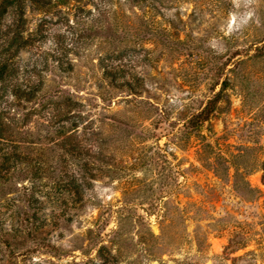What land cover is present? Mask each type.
Listing matches in <instances>:
<instances>
[{"label":"rangeland","instance_id":"obj_1","mask_svg":"<svg viewBox=\"0 0 264 264\" xmlns=\"http://www.w3.org/2000/svg\"><path fill=\"white\" fill-rule=\"evenodd\" d=\"M77 1L27 8L7 116L47 162L0 189V264H264V0Z\"/></svg>","mask_w":264,"mask_h":264},{"label":"trees","instance_id":"obj_2","mask_svg":"<svg viewBox=\"0 0 264 264\" xmlns=\"http://www.w3.org/2000/svg\"><path fill=\"white\" fill-rule=\"evenodd\" d=\"M69 3L70 0H0V189L26 179L31 174L36 177L47 162L35 160L45 159L42 147L34 138L23 139L22 133H25V130H19L18 123L7 116L11 106L36 99L41 88L21 78L20 67L16 65L20 52L32 45L35 37L41 34L39 29L36 32L27 29V8L31 7L44 14H53L61 12L63 6L69 7ZM9 15L11 21L6 23ZM82 22V20L77 21L78 24ZM5 25L7 29L3 28ZM9 96L13 100H8ZM220 96L221 92H218L189 119L185 125L189 133L200 132L205 123L210 121L217 110ZM65 101L71 102V99ZM7 104L11 106L7 107ZM23 119L22 124L26 126L30 121V113H26ZM38 149L40 154L37 152ZM25 189L24 198L26 202L31 201L34 198L33 187H25Z\"/></svg>","mask_w":264,"mask_h":264}]
</instances>
